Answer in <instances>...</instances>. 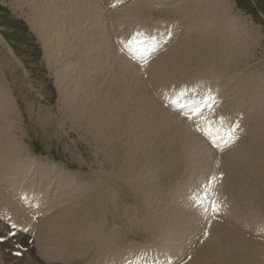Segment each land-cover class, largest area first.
Here are the masks:
<instances>
[{"label":"bare ground","instance_id":"6f19581e","mask_svg":"<svg viewBox=\"0 0 264 264\" xmlns=\"http://www.w3.org/2000/svg\"><path fill=\"white\" fill-rule=\"evenodd\" d=\"M110 1L12 0L9 3L15 11H22L41 43L48 67L55 68L54 81L59 93L58 103L62 106L63 130L67 133L74 131L88 143L101 161L98 162L99 171H96L101 179L97 183L92 178L99 188L88 185L86 191L85 184H76L77 173L73 176L54 164L34 166L35 159L24 148L23 139L18 137L20 130H17L15 120L18 122L20 111L0 78V202L13 206L16 187L42 185L46 211L51 212L37 222L33 243L28 246L23 260L14 263L2 252L6 246L0 245V264H81V258L87 259L82 246L74 250L72 246L78 242L82 244L89 234L93 239L97 232H100L98 245L92 258L108 253L113 255V248L119 246L115 232L111 228L107 230L110 234L103 231L104 228L94 222L98 217L94 214L89 220L87 214L88 211H100L99 204L105 196L116 220L123 214L129 216L132 207L110 205V200L120 196V189L124 187L132 193L134 204L140 206L137 215L144 228H136L141 221L136 220L135 214L131 223L118 218V233H127L133 227L130 236L148 235L154 240L150 245L153 249L182 248V262L190 251L188 249L185 253L186 246L193 245L194 235L191 233L203 229L205 220L202 224L196 223L198 219L194 221V210L186 206L184 198V193H189L190 181L179 187L182 181L179 182L178 177L192 175V170L199 174L208 159L211 160V169L216 166L218 170H232L233 173L228 170L225 189H221L220 194H228V207L231 204L238 207L234 216L227 213L222 222L209 223L205 248L196 243L187 264H241L242 261L243 264H264V259H257L264 254L257 249L260 241L244 237L248 234L245 227L256 217L257 207L248 204L249 201L242 196V193L249 195L252 190L256 195L264 186V162L259 161L264 157L261 156L264 151V70L251 72L248 66L241 68L239 62V58L242 61L252 59L258 47V35L253 36L251 29L243 30L246 27L233 16L234 5L230 0H124L120 8L109 9ZM159 5L168 8V15L159 14L163 22L168 23L163 29L170 27L174 37L165 53L152 60L144 71L138 70L119 44L127 37L126 27L134 19L147 24L145 18H148L149 7L152 10ZM247 37H251V46L246 42ZM231 48L238 52L232 58L229 56ZM6 49L16 59L11 49ZM221 52L225 53V59L229 56L234 60L228 58L224 64ZM217 58L222 61L216 63ZM260 65L259 59L256 66L259 68ZM209 73L213 77L224 73L226 79L219 80L218 77L211 84L203 81V90L214 93L216 84L222 86L224 82L225 91L220 97L222 104L227 105L230 112L237 109L245 113V122L249 118L247 132L244 131L247 135L242 137L236 149L251 151L254 148V153L259 150L258 160H251L252 155L258 154L244 150L251 153V158H244L245 163L241 160L243 165H239V160L236 164L241 152L235 158V148L230 150L231 155L227 152L215 154L194 133L191 122L164 109L156 98L159 90L168 91L174 85L187 83L189 79L197 80ZM235 79L239 82L236 83ZM54 121L60 123L58 119ZM148 122L152 124L148 125ZM61 125L58 126L62 129ZM250 205L252 209H249ZM234 218L241 221L242 228L235 224ZM118 240L123 242L120 236ZM125 254L121 250V255ZM121 257H108L103 264H113V260Z\"/></svg>","mask_w":264,"mask_h":264},{"label":"rangeland","instance_id":"374dc122","mask_svg":"<svg viewBox=\"0 0 264 264\" xmlns=\"http://www.w3.org/2000/svg\"><path fill=\"white\" fill-rule=\"evenodd\" d=\"M114 1H118V0L110 1L109 6ZM122 1H124V0H122ZM230 1H231L230 4L234 5V7H233L234 10H232V14H234L233 16L236 18H239L242 21L243 25L247 28L246 29L243 27V30H245L247 32V30L251 29L250 31L253 32V34H254L253 36L258 35L257 37L256 36L255 37L257 40H259L258 45H257L258 47L254 51L253 57L250 61H245L244 59L242 61V58H239L240 67L246 68V66H248L250 68L251 72H252V70L254 72L255 69H260L263 71L264 70V53H263V51H264V0H236L237 2L235 0H230ZM9 3H12V0H0V32L3 34L2 36L5 38V40L8 43V46H7V44L4 43L3 39L0 40V78L4 83V88L7 89L8 91H10L12 94V97L14 99L12 102L14 104H16L15 105L16 108L20 111V118L21 119L19 118L18 122H17V120H15V124L17 123L16 124L17 130L18 131L20 130L19 131L20 134L18 137H21L23 139V141H22L20 138L21 142L24 143L23 144L25 146L24 148L28 149L29 155L35 159L34 164H33L34 166H36V165H40V166L49 165L50 166V164L51 165L54 164L53 166L57 165L60 169H63V171L68 170L66 172H68L72 175L74 173L75 174L77 173L76 175H78V177L75 174L73 175V176H76V178H77V180H76L77 182L76 181L75 182L77 185H80V184L82 186L86 185L84 187V190L88 191L87 189H85L88 187V185H93V186H95V189H98L99 187L96 185L94 180L95 181L97 180L96 181L97 183L100 182V179H101V178H99L100 175H98L96 173V171L97 172L99 171L98 162H101V161L93 153L94 151L91 150V147L88 145V143L85 140H83L81 137H79L80 136L79 134L75 133L74 131H72L71 133H69V132L67 133L63 130L64 128L61 125L62 124L61 118L63 116H61V113H60V107L62 108V106H61V104L58 103V101H59V95L58 94L59 93L57 90V85L55 84V81H54L55 80V74H54L55 68L48 67L46 60H44L41 43L39 42V39L36 36L35 31L30 29L31 27H29L28 23L26 22V20L24 18L25 16L22 15V11H20V10L15 11L12 8V4H9ZM127 3H125V4H127ZM167 10H168V8L165 6H162V5H159L157 7H152V10H151V7H149L148 18H145L147 20H153L154 19V20L158 21L160 24L159 26H157L158 29L161 30V32L166 33V34L170 33V30L163 29V28H165L164 25L168 26V23L165 24L163 22L162 17L159 13H163V14L168 15L169 11L167 13ZM132 22L133 23L131 25L126 27L128 32L125 33V36H127V37L124 38L122 40V42H126L128 36L130 35V33L133 30L146 29L145 27H148V29H149V30L147 29L148 31H151L153 29V27L147 25L146 23H144L140 19L139 20L134 19ZM24 26L26 27V30H25ZM221 32H223V31H221ZM136 33L142 34V32L138 31V30L134 31V34H136ZM122 42L119 44V47L124 48L125 43H122ZM246 42L249 43L248 46H251V44H252L251 37H247ZM6 47H9V48L12 47L11 49L13 51V54L17 57L16 59H19L18 61L16 59L12 58L8 54L9 52L6 49ZM13 47H14L15 51L13 50ZM231 51L235 52V54L234 53L232 54ZM231 51L229 52L230 58L234 57L236 55V53H238V52H236L237 49H235V48H231ZM221 56H223V58ZM221 56H218V57L224 59V61H222V59H221V61L224 62V64H226L225 61L229 58V56L227 59H225V53L224 52L223 53L221 52ZM220 58H217L216 63L221 62ZM230 58H229V60H232V61L234 60V59H230ZM258 58L260 59V61L262 63V65H260L259 68L256 66V62H257V60H259ZM228 63H229L228 66L231 68L232 66L230 65V62H228ZM230 75H232V74H230ZM210 76H212L211 73H209V75L204 74L200 78H196L197 80L192 79V81L188 78L189 80L187 79L188 80L187 83L197 82V83H200L201 85H203V83H205L203 81H206L205 84H211V83H214L216 81L215 79L218 77H219V80H221L223 78L226 79L224 73L223 74L221 73V75L216 76V77L212 76V78ZM221 76H222V78H220ZM234 81L236 83L239 82L238 79H235ZM179 85H181V84H179ZM179 85L178 84L174 85L173 88H175L176 86H179ZM224 85H225L224 82H222V86L216 84V86L213 90L214 93H211L212 96L215 98L214 101L216 99L217 100L222 99L220 97L224 94V91H225ZM5 86H7V87H5ZM160 87H162V86H160ZM188 87H189V85H187V84L182 85V88H188ZM28 90H30V91H28ZM35 92H37V93H35ZM218 92L220 95L217 94ZM223 104H221V108H220L221 111L223 110L222 111L223 116L224 115H226V116L231 115V118H232V116L234 117L237 112L234 113V115H233L232 114L233 110L230 112V109H228L227 105L224 106ZM254 109L256 110V108H254ZM49 112H50V114H49ZM251 112H254V111H251ZM53 114H55V115L53 116ZM242 114H244L246 116L245 113H242ZM218 117H219V115L217 116V118ZM57 119L60 121V123H57V121H54ZM248 122H249V118H248ZM248 122L246 121L245 125H247ZM151 124L152 123L148 122V125H151ZM58 125H61L62 129ZM21 132H22V134H21ZM245 134L247 135V133H244V134L240 135V137H243ZM77 138L78 139L80 138L81 141L78 140ZM200 140L206 146L205 141L202 139H200ZM238 145H239V142H238ZM236 147H238V146L236 145L235 149H236ZM247 149L246 150L244 149V150L247 152H251L253 154H258V151H259V150H257L256 151L257 153L256 152L254 153V151H253L254 148H252L253 150H251V151H250V149H249V151ZM236 150L237 151H234V157L235 158H236V156L238 157V155L241 152V154L238 157L239 159L236 158V164L239 163V165H243L241 163L242 162L241 160H243V162L245 163L244 158L250 157L251 155H249V154H251V153L247 154V152H244L243 148L242 149L237 148ZM241 150H243V151H241ZM242 152L244 153L245 157H244V155L241 157V155L243 154ZM227 153L229 155H231L232 152L228 151ZM76 154L80 155L81 158H80V156H76ZM246 155H248V156H246ZM260 155H261V153H260ZM263 155H264V151L262 152L261 156H263ZM257 156H259V154L254 155L255 158L252 155L251 157L253 159L251 157L250 158H251V160H258V159H256V158H259ZM262 158L264 159V157H262ZM38 159H39V162H38ZM260 159H261V157H260ZM260 159H259V161L260 162L262 161L261 163H263L264 160L263 159L260 160ZM208 160H207V164L202 166L203 169L200 172L201 174L200 173L195 174L196 172L192 170V172H194V173H192V175H197L196 178H198V179L207 180L209 173L212 171V169L210 167L211 166V160L210 159H208ZM237 160H239L238 163H237ZM84 162L86 165L84 164ZM78 163H80V164H78ZM87 167H90V168H87ZM91 168H93V169H91ZM215 169H217V168H215ZM228 170L231 171V173H233L231 169H228ZM228 170L225 168H220V170H218V171L223 173L225 175V178H226ZM111 173L112 172H110V174ZM80 174H82V175H80ZM263 174H264V170L262 172V175ZM257 175H258V173H256V176ZM87 176H90V178ZM186 177L187 176L185 174L178 177L179 182L182 181L181 183H179V186L183 183V181ZM225 178L223 180L222 189H225V185H226ZM253 179H254V176H253ZM263 179H264V175H263ZM191 181H190V184H191ZM80 182H82L83 184ZM91 182H92V184H91ZM262 183H264V181ZM196 184L199 185L198 183H196ZM263 187L264 186L262 185L260 187L261 189L259 188L261 193L258 192V194H256V195H254V193H256L254 190H252L253 192L251 191L252 193L250 192L249 195H247L248 193H244V194L242 193V196L246 197L245 201L247 200L250 202L249 203L246 201L248 204H252V206L255 208L257 207V209H256L257 211L255 212V215H256V217L258 215V217L257 218L255 217L254 220L252 221V223H258L261 221L264 222V213H263V211H264V188ZM124 189H126V188L124 187ZM124 189H122V188L120 189V196H116L112 200H110V205L111 206H119L120 204H123V206H125V207H130V208L132 207L130 209V212H129L130 217L128 215L123 214L122 216L117 217V220H116V218L113 217L111 214V209L108 207L109 204L107 203V201H106L107 198L105 196H103V200L99 204V209L103 210V212L100 210L98 212H91L90 213L88 211V205H86L87 203L85 204L86 210L88 211L87 219L92 220L89 217H91V215L95 214L96 218L98 217L97 218L98 221L94 220V222L97 225H99V227H103L107 233H109L107 230H109L111 228V230L115 232L114 236H117L116 239L118 241L119 246L113 248V250H112L113 255L108 253L105 256L99 257L97 255L96 258H92V254L96 250V247L98 245L97 236L100 234V232L95 233V237L93 239L89 238V236L91 235V234H89L83 239L84 241L82 242V244H81V242H78L76 245L72 246L73 250L75 248H80L82 246L83 255H85V257L87 259L81 258V261H80L81 264H95V263L103 264V261L105 259H107L108 257H114L115 259H117L118 256H123V255H121V250H124V253H125V252H127V249H131V248L136 249V248L141 247L142 245H140L139 243H144V245L150 246L154 242L153 238L149 237L148 235H145L144 233H140L138 235L132 234V236H130L133 227L129 228L127 233L123 232V233L119 234L118 231L116 230V225L119 222L118 218H120V220L125 221L127 223H131L132 218L134 217L133 215H135V214L137 216V217L135 216L136 220L141 221V223H139L140 221L139 222L136 221L137 224L139 223V225L136 228L139 230H141V228H144V224H143L142 220L137 215V212H138L137 210H139L140 206L138 204H134L135 203L134 197H133V195L131 196L132 193L128 189H126V190H124ZM164 195H166V194L164 193ZM220 195L222 198H225V195L227 197H229L227 193L220 194ZM251 196L253 199L250 198ZM249 198H250V200H249ZM126 200H129L130 202L126 203L125 202ZM253 203H255L256 206H254L255 204H253ZM257 203H258V205H257ZM130 205H133V206H130ZM252 206L249 207V209L250 208L252 209L253 208ZM237 207H236V205H232V204L229 205V207L227 206V213L229 215L231 214L232 216H234ZM95 209H96V207H95ZM184 209H187V208H184ZM228 211H230V213ZM89 213H90V215H89ZM101 214H103V215H101ZM98 215L99 216L101 215V216L99 217ZM100 219L102 222L100 221ZM222 219L223 218H221L219 221H222ZM110 221H112V222H110ZM234 222L239 228H242V226L240 224V222H241L240 220H236V218H234ZM209 223H210L209 221L205 220V223L203 225V229H201V230L206 232L208 230L207 228L209 226ZM152 226H153V223L151 225V228H152ZM143 231H147V229H143ZM198 232L199 231H197L196 234L191 233L192 235H194L193 236V245L190 247V245L188 244L186 246L185 253L187 252L188 249L191 251L194 248V246L196 245V243L199 244V240L197 239ZM119 236L121 239H123V242L118 240ZM247 236L248 235H246L244 237L246 239H248ZM87 238H89V239H87ZM195 241H197V242H195ZM205 242H206V238H205V241L202 243V245H197V246H202V249H203L206 246ZM128 244H130L131 247L124 246V245H128ZM190 251H188V253H190ZM164 252L169 253V255L173 259H175L177 263H180V261L183 258L182 248H178L176 246L171 247L168 250H164ZM223 252H225V251H223ZM262 255L264 257V254H262ZM184 256L186 257V255H184ZM16 261H18V260H14L13 262L15 263ZM255 262H256V260H254V263ZM241 264H243V261L241 262Z\"/></svg>","mask_w":264,"mask_h":264},{"label":"snow or ice","instance_id":"6c2138e0","mask_svg":"<svg viewBox=\"0 0 264 264\" xmlns=\"http://www.w3.org/2000/svg\"><path fill=\"white\" fill-rule=\"evenodd\" d=\"M116 6L117 4L111 5V7ZM140 35L141 33H136L129 41L122 43H126V46L134 52L136 58L146 63L151 53L156 50L157 44L154 42L150 46H144L143 41H137V37ZM133 45H136L134 49L132 47ZM189 91L194 90L181 89L176 94V97L170 101L171 104L189 120L195 118L197 120L196 130L201 132L214 147L223 150V148L233 144L238 139L237 130L239 124L229 123L228 119L224 116L214 118L212 115H205L206 112L212 114V103L215 98L208 92L199 99L194 98L188 100L186 97ZM213 179H215V177H213ZM220 210L221 205L214 198L210 199L208 206L203 209L205 214L211 215L212 217L218 215ZM13 227H15V225H13ZM26 230L27 229H25V231ZM205 236H207V232H205ZM0 239L3 238L0 237ZM17 247L20 248L21 246L17 245ZM16 255H21V252L17 251Z\"/></svg>","mask_w":264,"mask_h":264}]
</instances>
